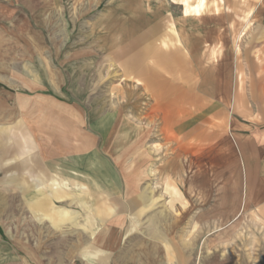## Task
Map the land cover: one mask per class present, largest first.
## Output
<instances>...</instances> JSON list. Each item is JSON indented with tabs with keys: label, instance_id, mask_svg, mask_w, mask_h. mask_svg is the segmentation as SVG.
I'll return each instance as SVG.
<instances>
[{
	"label": "crops",
	"instance_id": "0c3cea01",
	"mask_svg": "<svg viewBox=\"0 0 264 264\" xmlns=\"http://www.w3.org/2000/svg\"><path fill=\"white\" fill-rule=\"evenodd\" d=\"M6 1H0V128L4 133L0 148L3 156L10 154L12 123L24 128L35 125L37 158L55 177L44 188L53 190L69 185L64 173L82 171L90 176L92 151L90 143L75 142V109L68 102H48L44 108L40 99L35 116L28 120L24 99H19V114L12 117L11 92L23 89H12L11 69L17 70L20 80L26 75V61L36 59L35 73H48L38 52L41 46L35 44L34 52L28 48L25 29L30 20L12 18ZM117 10L111 27L114 39L105 49L118 59V72L125 61L127 74L136 81L131 85L142 86L153 96L155 115L165 126V139L173 151L160 169L162 189L169 194L157 198L162 207L149 210L155 199L141 197L142 186L134 179L128 185L123 169L103 159L102 169L110 173L113 187L107 199L120 210L102 215L93 228L89 213L82 215L87 221L78 228L69 223L41 225L43 238L35 239L33 249L18 245L20 262L166 264L156 252L169 249L177 254L173 264H187L185 253H195L194 264H264V244L235 242L245 221H256L253 226L264 234V101L255 106L257 112L250 111V95L236 81L219 78L236 76L237 68L225 72L218 66L219 60L238 58L228 45L235 43L234 29L240 23L245 34L252 22L255 29L264 26V0H118ZM151 60L171 62L166 70L163 62L152 67ZM50 75L55 77L49 87L54 92L59 70ZM194 76H200L199 85L188 86V77ZM121 118L118 115V122ZM58 124L65 128L57 133ZM123 204L130 205L131 211L123 212ZM203 252L210 255L204 257Z\"/></svg>",
	"mask_w": 264,
	"mask_h": 264
},
{
	"label": "rangeland",
	"instance_id": "374dc122",
	"mask_svg": "<svg viewBox=\"0 0 264 264\" xmlns=\"http://www.w3.org/2000/svg\"><path fill=\"white\" fill-rule=\"evenodd\" d=\"M6 2L11 5L12 18L30 20L31 27L25 29L28 48L34 52L35 44L36 47L41 46L37 49L42 52V61L48 73H35L34 68H38L36 59L26 61V75L20 80L15 76L17 70L11 69L12 89H23L20 93L11 92L12 117L19 114V99H24L23 109H26L28 120L35 116L40 99L44 108L49 105L48 102H68L75 109V142L81 146L90 143L92 151L90 176L83 175L82 171L64 173L69 185L57 186L53 190L44 188L55 177L52 175L54 172L45 171L43 163L37 158L39 145L34 136L35 125L27 124L24 128L17 123L11 124L10 154L3 156L0 148V264H24L18 257V245L22 243L33 249L35 239L43 238L40 234L44 225L59 227L69 223V227L78 228L86 220L82 215L89 213L93 228L102 215L120 210L118 205L107 199L112 195L113 187L108 177L110 173L102 169L103 159L117 170L118 166L123 169V179L128 185L131 179L139 183L142 186L141 197L145 200L148 196L155 199L149 210L162 207V203L156 204L157 198L168 191L162 189L160 169L164 162H168L173 151L170 141L165 139L168 136L165 126L155 115L153 96L142 86L131 85L136 81H132L127 74L125 61L118 72V59L106 52V47L111 45L109 40L114 39L111 27L118 16L115 15V12L118 13V0ZM253 24L246 28L245 31L249 30L246 34L240 30L241 23L234 29L235 43L228 47L237 52L238 58L219 60L218 66L224 68L225 72L233 66L237 68L236 76L224 74L219 78L231 80L232 83L236 81V85L250 95L249 110L257 112L255 106L264 101V26L255 29ZM162 62L166 68L171 61H148L152 67ZM52 70H59L60 75L57 81L59 87L54 92L49 88L55 83V77L50 75ZM200 79V76L188 77V86L199 85ZM41 81L43 88L40 90ZM118 115L122 116L119 122ZM79 117L82 118L80 123ZM98 118L103 119V123L93 124ZM64 126L58 124L54 131L58 133ZM3 134L0 128V136ZM88 134L90 142L87 140ZM7 135L5 132V138ZM2 142L1 138L0 145ZM77 163L75 159L76 167L79 166ZM137 167L139 170H136ZM57 172L61 174V170ZM115 174L118 179V172ZM121 208L123 212L131 211L127 204L121 205ZM67 212L69 215L66 218ZM50 216L54 219H50ZM253 223L257 224L256 221H245V227L241 224V234L236 243L264 244V234ZM247 232L248 235L244 234ZM156 254L160 257L159 261L164 259L166 264L177 261L175 251L167 249L164 253L158 251ZM185 254L187 264H194L195 253ZM202 254L205 257L210 252ZM27 264H33V261Z\"/></svg>",
	"mask_w": 264,
	"mask_h": 264
}]
</instances>
